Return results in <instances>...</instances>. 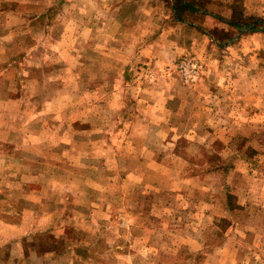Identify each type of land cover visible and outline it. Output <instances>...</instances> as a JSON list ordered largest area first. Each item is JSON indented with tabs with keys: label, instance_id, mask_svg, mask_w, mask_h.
I'll return each mask as SVG.
<instances>
[{
	"label": "rangeland",
	"instance_id": "1",
	"mask_svg": "<svg viewBox=\"0 0 264 264\" xmlns=\"http://www.w3.org/2000/svg\"><path fill=\"white\" fill-rule=\"evenodd\" d=\"M18 1L19 3L13 2V0H0V10L13 12L16 16L25 19L24 21L20 20L18 27L21 33L29 32L33 50L28 53L27 40L21 41L18 46L20 58L23 59L25 65H33L34 61L36 65L47 66L45 72L36 73L37 76L26 74L23 79L29 80V75L42 84L46 82V87L39 86L38 89L41 92L46 90L47 97L53 95L55 90L60 89L73 97L74 100V97L80 96L81 92L89 96L93 88V92L97 89L94 96L101 100L100 107L94 112L89 109L82 119L85 121L93 119L94 127L97 126L100 130L99 139L88 135V131H86L87 134L81 136L83 137L82 155L93 159V163L97 166L96 171L99 172L95 176L110 175L117 178L118 181L115 183V188L112 190L108 188L109 191L106 190L107 188L100 189L101 186L98 185L100 190L97 192L101 194V199L109 197L115 207L114 216L103 218L97 215L94 217L96 223L93 221V224L102 227L103 233L97 231V233L91 234L88 232L90 234L88 235L78 232L72 226L75 219L68 211L69 222L67 224L71 228L68 229L66 235H63L58 228L51 232L43 230L50 225L49 221L56 217L55 215L48 216V210L39 211L36 216H27L23 222L26 210L14 214L4 206L29 207L25 203L26 198L37 195L41 201L45 197L44 192L50 191L49 189L52 191L49 196L53 195V201H59L57 193L61 191L60 183L49 184L47 179L63 175L73 177L78 173L85 175L88 174L89 167L86 169H78L69 165L66 167L65 163L59 162V154L51 148V151L47 150L45 153L47 156L50 152L52 156L51 160H46V165L42 158L30 156L23 158V161H27L26 164L32 166H23L25 171L13 173L15 168H6L0 172V220L13 216L22 221V229L16 235L12 231L3 230L8 228L0 224V264H71L68 258L73 260L72 257L75 254L78 259H84V264L97 263L102 259L99 258L100 256L111 259V254L115 253L116 247H122L123 242L127 239L133 241V248L130 249L132 261L128 264H151V259H155L152 258L155 248L162 252L158 256L159 264H194L189 260L193 253L197 257L196 264H202L207 255H212L213 259L217 258L218 264L219 251H221L222 257H229V260L235 262V255L232 254L237 250L236 247L226 252L221 249V246L226 239L239 242V237L236 238L235 232H233L236 224L243 223L245 226L246 224L242 220H247L250 217L236 213H227L225 218L216 217L214 220L201 217V213L205 211L202 209L203 196L201 194L205 191L214 198L222 192H227L230 194V206H235L238 198L231 192H235L236 188L240 187L238 188L240 196L243 191L248 193V197L246 196L245 199L250 208L255 203L252 200V192H261L264 195V186H261L258 180L264 178V57L260 62H251L248 56L243 54L239 57L241 68L236 69L235 62H233L234 53L231 54L225 49L229 44L228 39L236 33L241 36L246 32L264 31V19L251 17L241 25H230L234 28H229L227 25L221 27L216 23L204 25L210 34L217 37L214 42L218 46H210L202 50L201 55V52L200 54L195 53L189 46L192 41L191 32L187 28L188 26L183 24V21L189 19L204 24L203 20L200 21L202 17L194 14L190 8L180 7L171 0H146L147 5L142 8H137L141 6V3L133 0L134 3L136 2V8L141 11V15L148 23L142 24L136 33V35L140 34L141 38H136L134 35L130 41H124L126 40L125 34L129 35V26L122 23H115L113 29L103 24L98 25V28L95 29L100 35L96 37L97 47L107 49L110 46L114 50L126 47L132 51L131 55L124 54V52L118 54L114 51L109 57L105 56L106 59L113 62V66L110 68L116 75V77L111 78L110 76L109 78L108 64L102 62V59L99 61L100 65L92 64L91 57L87 54L93 45L90 35L93 25L87 21L86 17L89 9H84V12L80 13L84 22L80 21L78 24L76 23V8L69 6L76 0H34L35 6L30 5L29 0ZM118 12L116 10V15ZM9 14L12 15V13ZM119 17H123V10L119 12L116 19ZM27 18H30V23L27 22ZM81 18L79 17L80 20ZM132 32L135 34L134 30ZM105 33H108V40ZM31 35H34L33 40ZM156 44L164 46L166 49L173 44L174 49L180 50V52L171 63L157 64L153 62V54L146 56V52H155ZM220 45H223L222 48ZM140 48L144 49L145 56H137L136 52L141 51ZM166 49L160 51L165 52L166 55L170 54L171 51ZM224 49L225 53L221 55V51ZM33 53L35 56L29 60L28 54ZM205 56L212 57L214 74L205 73L206 69L212 67L210 60L207 61L208 57L205 58ZM124 58L130 59V66L127 68L130 69L129 76H127L128 82L131 80V84L136 82V84L149 85V88L121 87L119 84L121 74H119L120 76L116 74L119 73L117 68L121 65L116 62H121ZM184 58H192L199 63L200 73L197 81L187 83L179 75L176 65ZM165 59L169 60L170 58L166 56ZM174 61L177 63L173 64ZM220 64L228 66V78L235 80L241 86L240 92L239 89H236L239 94L237 96L243 98V104L236 105V108H242L240 113L242 119L236 121L239 129L237 136L228 134L235 132L234 127H229L227 134H219L215 128L219 125L218 119L211 121L204 118L205 112L209 111V108L213 109V113H215L219 111L220 106L219 103H214L209 107L204 104L205 98L219 97L220 93L231 96L233 91L230 87L221 89L219 84L222 81L219 76ZM147 70L151 72H147ZM93 71L95 76L99 73L100 78L92 80ZM247 81L252 84V88L247 84ZM98 83L99 86H97ZM21 88L25 94H30L34 89L27 83H23ZM138 95H142L147 100L159 97L163 101H167L165 105L171 115L166 116L164 120H157L146 115L148 119L144 122V124L152 126L155 133L162 131V134L151 133L145 137L130 134L133 123L137 121L139 114L143 111L135 102ZM246 95H248L247 97H251V95H254L255 98L258 97L259 102L251 103ZM108 97L122 98L126 103L125 107L121 109V103L118 102L113 107L107 102ZM28 106L26 103L22 104V120H26L28 117ZM66 117L68 127L74 131H85L90 127V124L75 122V111L69 112ZM257 117L258 119H256ZM22 120L20 122L25 129L28 127V123L33 121ZM92 137L97 139L93 140L94 146H101L99 152L93 153V158L89 155ZM141 138L144 141H140ZM50 144H55L59 148L57 138L51 140ZM126 144H132L133 150L130 151L127 148L125 150ZM70 145H73L72 155L75 160L72 162L75 163V154L78 149L73 141ZM142 148L144 149L141 151ZM108 153L112 157L109 158ZM150 158L154 161H163L165 165L169 166L163 167L162 170L176 178V184L173 181L175 185L172 190H168L166 185L163 190H153L151 185L155 178L151 175H144L148 177L144 179L148 181L144 185L123 183V178H126L125 174L128 173L129 176V173L135 172L139 161L143 162L144 159L149 160ZM109 159L112 160L110 165L106 162ZM138 169L143 172V169ZM148 172L152 171L148 170ZM76 192L77 190L69 184L67 190L69 199L79 202L77 197L79 194ZM105 192H109V194ZM129 192L127 200L124 196ZM27 195L30 196L27 197ZM70 195L76 197L72 198ZM87 196L90 195L87 193ZM216 202L218 201L213 204ZM127 206L143 210L142 214L136 217L135 222H132L133 230L128 236V230L123 226L127 222L125 216L122 215L124 207ZM56 207L61 208L62 206ZM256 212L258 213V211ZM73 214L77 217L75 212ZM61 215L59 214V217H63ZM260 217L264 219V215L257 214L256 220L255 218L251 219L249 223L253 221L255 222L254 226H258ZM254 226L247 225V228ZM156 229L159 230L156 231ZM187 236L200 242L203 248L196 252H191L186 247L180 248L181 255L167 253L177 250L179 238H187ZM63 237L68 239L67 245ZM244 237V242L250 244V234L247 233ZM75 240H79L82 247V249H76V253L72 251L75 249L70 246ZM159 240L161 243L157 247L146 248L150 242L155 244ZM172 241L175 242V245ZM45 248H55L54 252L55 255L58 254V257L51 259L44 255ZM232 250L233 252H231ZM238 250H240L238 254H243L246 258L247 254L252 252L251 248L246 249L245 252L242 249ZM149 254H152L151 257ZM145 257L150 258L149 263L144 261ZM237 257L242 256L237 255ZM251 257L249 255L244 264H264V241H261V248L257 250V256L252 262L250 261ZM120 264H126V262L121 261Z\"/></svg>",
	"mask_w": 264,
	"mask_h": 264
},
{
	"label": "crops",
	"instance_id": "2",
	"mask_svg": "<svg viewBox=\"0 0 264 264\" xmlns=\"http://www.w3.org/2000/svg\"><path fill=\"white\" fill-rule=\"evenodd\" d=\"M137 2L141 3V6H138L137 8L147 5V1L145 0H135ZM179 5L180 7L184 8H190L191 11L194 14H197L199 17H202L200 21L204 24H201L200 22H193L189 19L187 21H183V24L189 28L191 32L192 41L189 46H191V49L195 53L201 52L202 50L207 49L208 47L218 46L216 42H214L217 37L213 34H210L206 29V24L208 23H216L218 25H227L229 28L233 27L230 25H241L245 23L246 19H249L251 17L256 18H263L264 19V0H171ZM13 2L19 3L18 0H13ZM34 0H29L30 5L35 6ZM69 6H73L76 8L77 14H76V23L80 24L84 22V18H81L80 13L87 11V21L91 22L93 25V29L91 32V37L93 40V45L88 50L87 54L91 57L92 64L97 63L99 64V61L102 59V62L104 61L106 64H108V74L109 78L116 77L115 72L110 68L113 66V62L109 59H106L105 56L109 57L110 54L112 55L114 51H116L118 54L121 52H124V54L131 55L132 51H129L126 47L124 48H118L116 50L110 48L108 46L107 49H103L100 47H97L95 41L96 37L100 36L99 32L95 29L98 28V25L103 24L107 25L108 28L115 27V23H122L124 25L129 26V35L125 34L124 38L126 40L124 41H130L134 35H136L138 29L142 26V24H148L147 21L144 20L143 16L141 15V11H139L136 8V2L134 3L133 0H76L74 4H69ZM30 9V8H28ZM116 10L119 12L123 10V17L117 16L119 15V12L116 15ZM8 13V14H7ZM9 13H12L10 15ZM81 18V20L79 19ZM204 17V18H203ZM20 20H25L20 18L19 16H16L13 12H7L6 10H0V172L4 171L6 168L11 169L15 168L13 173L17 172H23L26 169L25 167H32L31 165L26 164L27 161H23V158L26 157H35V158H42L45 160H51L52 156L50 152L46 156V152L51 151V148H53V151H55L57 154H59V162L65 163V166L68 165L71 167H75L78 169H86L89 167L88 174H81L78 173L74 175L73 177L70 176H60L58 178H51L49 177L48 183L52 184L55 182H59L61 185V191L58 192L57 196L59 198V201H53V195H50V191H45L44 195L45 197L43 200L39 201V198H37V195H34L33 197H29L30 195H27L25 199V203L29 205V207H18L15 205L12 206H4L6 208H9L10 212H13L16 214L17 212L25 211V214L23 215V222H25V218L27 216H36V213L39 211H46L48 216L55 215V219L52 221H49L50 225L47 228H44L43 230H49L50 232L52 230H56L58 228L59 231L63 235H66L68 232V229L71 228L67 224L69 222L68 218V211L71 212L72 218L75 219L74 223H72V226L78 231L82 233L91 232L92 233H103L104 229L102 227H99L98 225H94L96 223V220L94 219L95 216L100 215L103 218H108L115 215V207L113 205V202L108 198L101 199V194L97 191H99L101 188L106 189L107 191L112 190L115 188V183L118 181L117 178L112 177L110 175L107 176H95L99 172L96 171L97 166L93 163V159H88V157L82 155V142L83 137H81L83 134H87L86 131H88V135L95 136L99 139L100 130L99 127H94L93 119L91 121H85L82 119V117H85L88 110L91 109L92 112L94 110L97 111V109L100 107L101 100L94 96V93L97 89H95V92H93V89L88 96L87 94H84V92H81L80 96L71 97L69 94L64 93L60 89L55 90L53 95L50 97H47L46 90L44 92H41L40 89H38L39 86L46 87V82L43 84L28 75L29 80H24V76L26 74H34L37 76L36 73L45 72L47 66L46 65H36V63L33 61V65H25L23 64V59L20 58V50L18 48L19 44L22 42H25L27 40V51L28 53H31L33 50V44L30 42V34L27 32V34L21 33L19 29ZM34 20V19H33ZM27 22L30 23V18H27ZM152 22V21H151ZM157 23V20H156ZM135 25V26H133ZM238 27V26H237ZM235 27V28H237ZM226 28V27H225ZM234 28V27H233ZM135 34H133V31ZM236 30V29H235ZM236 33V31H235ZM89 35V37H90ZM107 40L109 39L108 33H105ZM237 35V36H235ZM234 36H231L228 41L229 44L226 46V51H229L231 54L234 53L233 62L235 68L240 66V58L241 55L245 54L248 56V58L251 60V62L258 61L260 62L262 58L264 57V31H251L246 32L243 35L235 34ZM32 36V40L34 38V35ZM140 34H137L136 38H141ZM157 37V34L155 35ZM103 38V36H102ZM216 38V39H215ZM231 41V42H230ZM214 42V43H213ZM213 43V44H212ZM126 44V42H125ZM157 49L155 48L154 53L146 52V56L154 55L153 56V62L157 64L161 63H171L174 58L179 54L180 50H175L173 44L169 45L166 48L164 46H160L159 44H156ZM223 45H220V48H222ZM171 51V53L168 55L165 54V52H161L162 50L165 51ZM225 49L221 51V55L225 53ZM137 51V56H145L144 49L140 48ZM161 50V51H160ZM175 50V51H174ZM80 54V53H79ZM35 53L28 54L29 60L30 58L34 57ZM166 56H169V60L165 59ZM103 57V58H101ZM208 57V60H210L211 68L206 69L205 73L214 74V63L211 56H205V58ZM157 58V59H156ZM260 59V60H259ZM129 58H124L123 61H117L116 64H119L117 68V71L119 73H116L117 75L121 74V77L119 79V84H121V87L126 88V86H132L134 88H149V85H141L136 84V82H128L127 76H129L130 69H127L129 65ZM152 61V60H151ZM228 62V61H227ZM177 63V61H174L173 64ZM226 64V63H225ZM229 64V63H227ZM175 68V65H174ZM120 69V70H119ZM228 66L220 64V75L222 81H220L221 89L223 87H230L233 89L231 92V96L224 94L222 95L220 93L219 97H209L205 98L204 104L209 105V107L212 106L214 103H219V111L213 113V109L209 108V111L205 112L204 118L209 119L211 121H216L218 119L219 125L215 126L216 130H218L219 134H227L229 131V127H234L235 132H229L228 134H236L238 133V127H237V120L242 119L240 113L242 111V108H236V105L239 103L243 104V98L238 97L236 92V89L241 88L237 84V82L234 80H231L228 78L227 73ZM113 71V72H112ZM151 72L150 70H147V72ZM205 71V70H204ZM154 74V72H153ZM204 74V72H203ZM202 74V75H203ZM120 76V75H119ZM100 78L99 73L97 76H95L94 71L92 72L91 79H98ZM116 80V78H114ZM118 81V80H117ZM248 82V81H247ZM23 83H27L28 85L33 86V91L30 92V94H25L21 87H23ZM251 88L252 84L250 82L247 83ZM99 86V83L97 84ZM213 86V85H211ZM36 92V94H35ZM240 92V89H239ZM239 95V94H238ZM246 98L250 100L251 103L253 102H259V98H255L254 95H251V97ZM107 102L110 105H116L117 102L121 103V109L125 107L126 103L125 101L118 97H108L106 99ZM135 102L139 104V106L143 109L142 113L139 114V117L135 123H133V127H131L130 134L132 136L138 137H145L149 134H162V131H153L152 126H149L148 124H144L147 116L150 115L151 118H156L157 120H164L166 116L171 115L169 110L166 108L167 101H163V99H160L159 97H154L153 100H147L142 95H138V97L135 98ZM28 104V117L26 120L23 119V114L21 115V107L22 104ZM42 104L43 106L39 107L36 105ZM114 107V106H113ZM25 109V108H24ZM208 109V108H207ZM76 115L75 122H79L81 124H90V127L87 130H81V131H74L71 127H68V122L66 115L69 114V112H74ZM258 116V114H256ZM55 119V122H54ZM155 119V120H156ZM258 119V117L256 118ZM29 121L33 120L28 123V127L25 129L21 125L20 121ZM50 121V122H49ZM211 125L212 123L209 122ZM152 129V130H151ZM216 133V132H215ZM59 140V148L56 147L55 144H50L51 140L55 139ZM94 139L92 137L91 139V151L89 155L91 158H93L94 152H99L101 146L93 144ZM74 142L77 147V152L75 154L76 161L73 163L72 161L75 160L73 158V145H70V143ZM140 141H144L142 138ZM48 143V145H46ZM99 144V142H98ZM48 146V147H47ZM48 148V149H47ZM133 150L132 144H126L125 150ZM113 149V148H112ZM144 148L140 149L141 151ZM146 150V148H145ZM114 151V150H112ZM146 153V152H145ZM44 154V155H43ZM43 155V156H42ZM109 156V153L107 154ZM111 156V155H110ZM109 156V158H110ZM112 157V156H111ZM90 160V161H89ZM111 159L106 160L107 164L110 165ZM96 167V168H95ZM163 167H169L168 165H165L163 161L160 160H152L151 158L144 159L143 162L139 161V164L136 167L135 172L125 174L126 178H123V183H128L129 185L132 184H147L148 181L144 180L148 177H145L146 175L152 176L155 178L154 183L151 185V188L153 190H163L164 185H166L168 190H172V187L176 184V178L172 175L166 173L162 170ZM126 168V167H125ZM138 168L143 169V172H141ZM148 170H151L152 172H148ZM146 173H145V172ZM126 172V169H125ZM88 175V176H86ZM140 175V176H139ZM145 175V176H144ZM120 179V178H119ZM259 184L261 186H264V178L258 179ZM9 181V180H7ZM19 181V180H16ZM175 184H174V182ZM181 182V180H179ZM35 182V181H34ZM132 183V184H131ZM69 184L71 187L75 188L77 190V196L79 198L78 201H71L69 199L67 190L69 187ZM100 185V189L98 187ZM109 188V189H108ZM240 188V187H238ZM236 188L235 192H231V194H235L237 196V201L235 206H230V194L227 192H222L218 194V196H210L209 193H206L204 191L203 194V211L201 213V217H207L208 219L214 220L216 217L218 218H225L227 216V213H236L245 215V217H250L247 220H242L246 225L244 226L243 223H237L236 227L233 232H235L236 238L239 237L238 241H232L231 239H226V241L222 244V248L224 251H230L231 249H234L236 247L237 250H235L234 254L236 261L232 262L229 260V257H222L221 251L218 252L219 254V261L218 264H244L245 259L249 258V255H251V262L253 261L254 257L257 256V250L261 248V241H264V219L259 218V224L258 226H254L255 222L252 221V223H249V220H253L257 214L264 215V195L261 192H252V200L255 202L253 203V207H249V203L246 201L245 197H248V193L242 192V195L240 196L239 190ZM87 193L90 196H87ZM108 193L109 192H105ZM99 194V195H98ZM130 195V192L127 193L124 198L128 200V197ZM49 196V197H48ZM72 198V195H70ZM104 197V193H103ZM215 201V204H213ZM220 201V202H219ZM102 202V203H101ZM62 206L61 208H55V206ZM70 207V208H69ZM44 209V210H41ZM74 209V210H73ZM248 209V210H247ZM251 210V211H249ZM258 211V213L256 212ZM77 217H75V215ZM143 210L141 208L137 207H124L123 209V216H125L126 224H124V228L128 230L127 236L130 235V231L133 230V223L136 220V217L139 216V214H142ZM217 212V214H215ZM219 213V215H218ZM44 214V213H43ZM59 214H62L59 217ZM10 215V214H9ZM218 215V216H217ZM57 218V219H56ZM92 218V219H90ZM15 221V222H14ZM17 220V218L11 216L7 219L0 220V224L2 226L7 227L8 229H3L5 231H12L15 235L17 232L22 229V221ZM93 221L95 223L93 224ZM100 221V219H98ZM133 222V223H132ZM37 223V222H36ZM35 223V225H36ZM98 223V222H97ZM247 225H252L254 227L247 228ZM159 229H156L158 231ZM247 233L250 234L251 240L249 241L250 244L247 242H244V235ZM90 235V234H88ZM101 235V234H100ZM127 238V237H126ZM55 239V237H54ZM177 239V237H176ZM57 240V239H56ZM63 240L65 241L66 245L68 239L63 237ZM179 244H177L175 251L172 253L168 251L169 254L174 255H181V251L179 252L180 248L186 247L191 252H196L197 250H200L203 248V245L187 236L179 238ZM132 240H126L123 243V246H117L115 253L111 254L110 258H104L100 256L99 258H102L101 260H98L97 263H88V264H120V262H126V264L131 263V251L130 249L133 248L132 246ZM161 241L150 242V245H147L146 248L151 249V246L157 247ZM172 243L175 245V242L172 241ZM69 244V243H68ZM71 244V243H70ZM250 247H248V245ZM69 246V245H68ZM73 252L76 253V249H82L81 242L79 240H75L74 243L71 245ZM169 247H174L173 245H168ZM127 247V248H126ZM251 248L252 252L250 254H247V258L244 257V255L238 254L240 250L242 249L244 252L246 249ZM44 255H47L53 259L54 257H58V254L55 255V248H45ZM155 253L153 254L151 259V264H159L158 256L162 253L160 250L158 251L156 248L154 249ZM179 252V253H178ZM233 252V250L231 251ZM152 254H149L151 257ZM242 256V257H237ZM73 260H69L71 264H84V259L77 258V255L72 257ZM227 258V259H226ZM225 259V260H223ZM91 260V259H89ZM150 258L145 257V262L149 263ZM190 263H197V257H195V253H193L190 258ZM217 258L213 259L212 255H207L202 264H217ZM239 260H242V262H239ZM142 263V261H141Z\"/></svg>",
	"mask_w": 264,
	"mask_h": 264
},
{
	"label": "built area",
	"instance_id": "3",
	"mask_svg": "<svg viewBox=\"0 0 264 264\" xmlns=\"http://www.w3.org/2000/svg\"><path fill=\"white\" fill-rule=\"evenodd\" d=\"M176 69L182 79L187 83L197 81L200 73L199 63L192 58H184L178 61Z\"/></svg>",
	"mask_w": 264,
	"mask_h": 264
}]
</instances>
